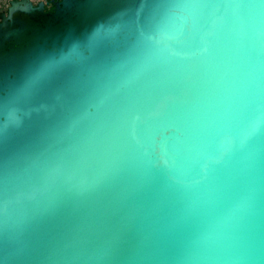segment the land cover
I'll use <instances>...</instances> for the list:
<instances>
[{
    "label": "water",
    "instance_id": "95a60500",
    "mask_svg": "<svg viewBox=\"0 0 264 264\" xmlns=\"http://www.w3.org/2000/svg\"><path fill=\"white\" fill-rule=\"evenodd\" d=\"M256 122L264 0L10 1L0 264H264Z\"/></svg>",
    "mask_w": 264,
    "mask_h": 264
},
{
    "label": "snow or ice",
    "instance_id": "6c2138e0",
    "mask_svg": "<svg viewBox=\"0 0 264 264\" xmlns=\"http://www.w3.org/2000/svg\"><path fill=\"white\" fill-rule=\"evenodd\" d=\"M262 131H264V128L261 127L259 122L252 123L238 137H225L221 139L216 146V150L221 154L230 152L237 140L239 141L240 145L243 146L251 137L261 133ZM165 163H167V161H165Z\"/></svg>",
    "mask_w": 264,
    "mask_h": 264
},
{
    "label": "flooded vegetation",
    "instance_id": "af4514ba",
    "mask_svg": "<svg viewBox=\"0 0 264 264\" xmlns=\"http://www.w3.org/2000/svg\"><path fill=\"white\" fill-rule=\"evenodd\" d=\"M10 1L12 0H0V13L5 12L6 7L8 6V3ZM26 1L30 2L32 6H36L38 3H41L42 10L47 11L52 7L53 2L56 0H26Z\"/></svg>",
    "mask_w": 264,
    "mask_h": 264
}]
</instances>
